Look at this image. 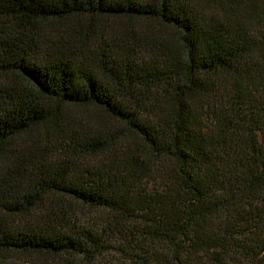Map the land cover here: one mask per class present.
Segmentation results:
<instances>
[{"label": "trees", "instance_id": "16d2710c", "mask_svg": "<svg viewBox=\"0 0 264 264\" xmlns=\"http://www.w3.org/2000/svg\"><path fill=\"white\" fill-rule=\"evenodd\" d=\"M100 263L264 264V0H0V264Z\"/></svg>", "mask_w": 264, "mask_h": 264}, {"label": "rangeland", "instance_id": "374dc122", "mask_svg": "<svg viewBox=\"0 0 264 264\" xmlns=\"http://www.w3.org/2000/svg\"><path fill=\"white\" fill-rule=\"evenodd\" d=\"M88 111H91V110H90L89 108H87V109H85V108H81V109H80V112H81V113H84V114L87 113ZM19 261H20V262H26V261H28V259H26V257H22V256H21V257L19 258ZM100 264H101V263H100Z\"/></svg>", "mask_w": 264, "mask_h": 264}]
</instances>
